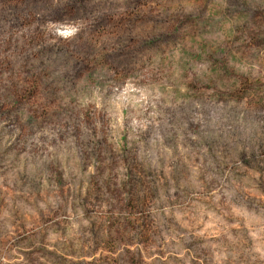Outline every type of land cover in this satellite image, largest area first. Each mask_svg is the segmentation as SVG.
Instances as JSON below:
<instances>
[{
    "label": "rangeland",
    "instance_id": "obj_1",
    "mask_svg": "<svg viewBox=\"0 0 264 264\" xmlns=\"http://www.w3.org/2000/svg\"><path fill=\"white\" fill-rule=\"evenodd\" d=\"M0 264H264V0H0Z\"/></svg>",
    "mask_w": 264,
    "mask_h": 264
}]
</instances>
